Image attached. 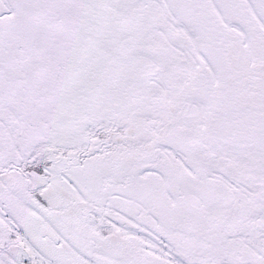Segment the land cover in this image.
<instances>
[{
	"label": "snow or ice",
	"instance_id": "obj_1",
	"mask_svg": "<svg viewBox=\"0 0 264 264\" xmlns=\"http://www.w3.org/2000/svg\"><path fill=\"white\" fill-rule=\"evenodd\" d=\"M0 264H264V0H0Z\"/></svg>",
	"mask_w": 264,
	"mask_h": 264
}]
</instances>
